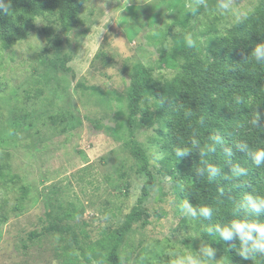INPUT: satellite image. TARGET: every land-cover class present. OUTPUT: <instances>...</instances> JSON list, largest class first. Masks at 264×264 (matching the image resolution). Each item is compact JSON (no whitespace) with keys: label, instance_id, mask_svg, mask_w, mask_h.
Here are the masks:
<instances>
[{"label":"rangeland","instance_id":"1","mask_svg":"<svg viewBox=\"0 0 264 264\" xmlns=\"http://www.w3.org/2000/svg\"><path fill=\"white\" fill-rule=\"evenodd\" d=\"M259 1L235 0L224 12L221 0H206L193 15L189 0H82L70 34L48 13L9 47L0 41V264H107L110 233L147 180L124 145L132 66L171 79L174 71L158 67L159 49L189 34L209 61L216 39ZM63 54L71 56L68 73L50 65ZM141 116L135 138L154 186L121 240L120 264H171L188 254L201 264H264V253L231 262L200 238L196 216L176 193L180 172L164 149V129ZM50 219L71 225L77 243L46 232Z\"/></svg>","mask_w":264,"mask_h":264},{"label":"trees","instance_id":"2","mask_svg":"<svg viewBox=\"0 0 264 264\" xmlns=\"http://www.w3.org/2000/svg\"><path fill=\"white\" fill-rule=\"evenodd\" d=\"M7 2L10 11L0 10V41L5 47L22 39L35 17L48 13L56 17L61 33L70 34L82 0ZM259 44H264V0L216 39L209 61L198 54L197 44L190 48L177 36L171 47L161 45L157 59L158 67L174 71V77L159 82L149 67L132 66L125 94L124 145L147 180L136 205L110 233L107 264H120L121 240L141 219L143 203L154 186L148 157L135 138L139 114L147 126L164 129V149L180 172L175 178L176 193L183 205L187 201L196 210L200 238L224 251L231 262L245 260L240 253L251 247L250 242L245 245L235 229L233 238L224 240L218 228H231L234 223L264 225V209L256 213L247 200L249 196L264 199V164L257 165L253 156L264 150V61L253 55ZM70 60V55L63 54L50 65L68 73ZM212 169L217 170L215 174ZM203 207L211 209L210 218L200 215ZM44 230L68 236L75 244L78 241L74 228L56 219L46 222ZM261 253L250 251L249 257Z\"/></svg>","mask_w":264,"mask_h":264},{"label":"clouds","instance_id":"3","mask_svg":"<svg viewBox=\"0 0 264 264\" xmlns=\"http://www.w3.org/2000/svg\"><path fill=\"white\" fill-rule=\"evenodd\" d=\"M235 0H221L218 7L223 10L224 12H231L233 11ZM201 6L207 7L206 0H189L188 8L193 13L197 12ZM11 9V4H5L4 0H0V10L5 13H8ZM238 17L243 16L245 14L236 13ZM186 42L188 47L195 48L196 41L193 37L189 34L186 37ZM257 61H264V44H259L256 46L255 51L253 53ZM259 116L257 115L256 119L253 121L254 124L258 123ZM180 155H184L185 153L180 152ZM254 161L257 165L264 164V150H258L254 154ZM216 169H212L213 174L216 173ZM248 203L251 205L252 210L256 213H259L262 209H264V199H260L259 201L254 200L252 197L247 198ZM183 208L186 210L188 214L195 217L197 215L196 210L187 202L185 201ZM200 215L204 216L205 218L211 217V209L208 207H203L200 209ZM233 229H235L236 233H239L242 242L245 245H248L249 242L251 247H246L244 251L240 253V255L244 259H249V252H264V225L252 223H234L231 228L224 227L218 228V231L221 237L224 240H231L233 238ZM255 233L256 235H253ZM204 253L214 259L215 258V250L211 248H205ZM174 254V253H173ZM171 264H201V261L197 260L193 255H180L177 259H173Z\"/></svg>","mask_w":264,"mask_h":264}]
</instances>
